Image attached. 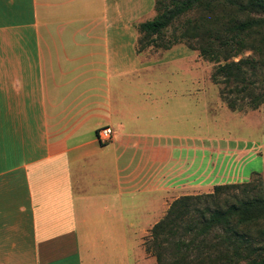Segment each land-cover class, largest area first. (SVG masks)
<instances>
[{"label": "crops", "instance_id": "1", "mask_svg": "<svg viewBox=\"0 0 264 264\" xmlns=\"http://www.w3.org/2000/svg\"><path fill=\"white\" fill-rule=\"evenodd\" d=\"M129 12L0 0V264H134L172 202L243 180L199 140L197 90L165 88L197 53L138 52Z\"/></svg>", "mask_w": 264, "mask_h": 264}, {"label": "trees", "instance_id": "2", "mask_svg": "<svg viewBox=\"0 0 264 264\" xmlns=\"http://www.w3.org/2000/svg\"><path fill=\"white\" fill-rule=\"evenodd\" d=\"M156 9L154 19L137 25L146 44L198 12L172 43L196 41L193 50L217 64L212 79L224 85L232 110L239 99H250L254 109L264 103V0H156ZM249 49L258 57L234 60ZM233 190L241 194L221 199ZM148 250L158 264H264V181L218 185L211 194L178 198L152 229Z\"/></svg>", "mask_w": 264, "mask_h": 264}, {"label": "rangeland", "instance_id": "3", "mask_svg": "<svg viewBox=\"0 0 264 264\" xmlns=\"http://www.w3.org/2000/svg\"><path fill=\"white\" fill-rule=\"evenodd\" d=\"M118 2L124 8L127 7V10L132 9V12L127 14L128 23L135 27L142 22L154 19L158 14L156 0H118ZM199 16L198 12H192L182 17L176 24L167 28L157 38L156 43H150L151 45L146 44L147 39L144 38V34L139 32L137 50L143 52L150 49V53L153 54L156 51L167 52L178 48L174 53H188L189 49L197 53L196 59L194 57L192 59L180 58L161 68L165 75V88L167 90L191 89L193 92L197 90L196 131L201 138L199 140L207 141L205 146L213 150L215 158L223 156V159H228V163L224 160L222 164L219 163L226 173L228 170L231 171V174L237 171L240 177H243V180L240 179L235 183L228 184H242L259 179L264 181V103L259 108L254 109L249 105L250 99L244 101L239 99L237 110H232L222 94L224 85L216 84L212 79L217 64L203 59L199 51L193 50V47L196 48L197 46L196 41L180 40L179 43H172L175 37L185 30L186 21L189 19L197 20ZM169 43H172L170 48H165L164 45ZM167 54L165 53L164 56ZM192 54L194 55V52ZM248 57H258V55L253 50H244L234 60L238 61ZM194 99L195 97L193 101ZM192 112L195 116V109ZM202 147L201 142L199 149ZM219 181L226 183L225 180H218L216 183ZM216 186L198 189L197 192L186 196L211 194ZM234 194L240 195V190L223 193L221 199L223 201L224 199H231ZM180 235L179 233L174 239H178ZM151 241L152 230L151 234L144 236L142 240L134 241V264H158L156 256L148 250ZM137 246L142 257L137 256L139 253ZM145 260L147 261L145 262Z\"/></svg>", "mask_w": 264, "mask_h": 264}, {"label": "built area", "instance_id": "4", "mask_svg": "<svg viewBox=\"0 0 264 264\" xmlns=\"http://www.w3.org/2000/svg\"><path fill=\"white\" fill-rule=\"evenodd\" d=\"M97 137L101 143H108L113 138L112 130L107 127L100 128L97 131Z\"/></svg>", "mask_w": 264, "mask_h": 264}]
</instances>
